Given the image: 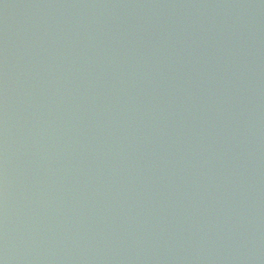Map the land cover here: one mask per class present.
Here are the masks:
<instances>
[{"label": "water", "instance_id": "1", "mask_svg": "<svg viewBox=\"0 0 264 264\" xmlns=\"http://www.w3.org/2000/svg\"><path fill=\"white\" fill-rule=\"evenodd\" d=\"M0 264H264V0H0Z\"/></svg>", "mask_w": 264, "mask_h": 264}]
</instances>
